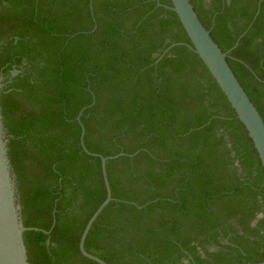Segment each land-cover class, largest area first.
<instances>
[{
  "label": "trees",
  "instance_id": "1",
  "mask_svg": "<svg viewBox=\"0 0 264 264\" xmlns=\"http://www.w3.org/2000/svg\"><path fill=\"white\" fill-rule=\"evenodd\" d=\"M264 120V0H190ZM171 0H0L1 113L29 264L264 261V169ZM239 40L237 47L234 48ZM17 71L16 74H12Z\"/></svg>",
  "mask_w": 264,
  "mask_h": 264
},
{
  "label": "water",
  "instance_id": "2",
  "mask_svg": "<svg viewBox=\"0 0 264 264\" xmlns=\"http://www.w3.org/2000/svg\"><path fill=\"white\" fill-rule=\"evenodd\" d=\"M171 1L173 4L172 9L178 15L192 43V48L206 65L235 111L237 118L245 127L264 169V120L231 69L227 61L229 52H223L213 40L210 31L206 29L199 19L190 0ZM239 40L240 39L236 42L234 48L237 47ZM16 73L17 71L14 72V74ZM2 88L3 84L0 79V264H29L27 249L24 242V233L29 230L37 229L25 227L20 213L21 208L18 202L15 176L12 172L8 157V139L1 113ZM81 114L82 113H80V116ZM80 116L78 117V121L82 129L80 138L81 145L87 154L101 159L102 174L107 196L88 221L81 236L79 248L81 253L88 259L98 264H107L102 259L87 252L85 249V241L98 216L113 199L107 176V161L118 158L123 154L121 153L113 157H103L89 152L84 143L85 128L80 120ZM247 264H264V261Z\"/></svg>",
  "mask_w": 264,
  "mask_h": 264
},
{
  "label": "flooded vegetation",
  "instance_id": "3",
  "mask_svg": "<svg viewBox=\"0 0 264 264\" xmlns=\"http://www.w3.org/2000/svg\"><path fill=\"white\" fill-rule=\"evenodd\" d=\"M15 72V71H14ZM14 72L12 73L14 75Z\"/></svg>",
  "mask_w": 264,
  "mask_h": 264
}]
</instances>
